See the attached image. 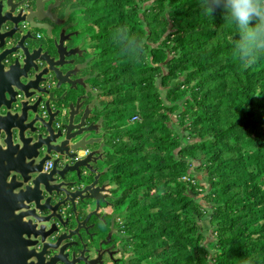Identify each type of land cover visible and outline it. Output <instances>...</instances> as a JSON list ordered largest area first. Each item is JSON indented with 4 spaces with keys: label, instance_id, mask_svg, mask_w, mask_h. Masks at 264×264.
Segmentation results:
<instances>
[{
    "label": "trees",
    "instance_id": "obj_1",
    "mask_svg": "<svg viewBox=\"0 0 264 264\" xmlns=\"http://www.w3.org/2000/svg\"><path fill=\"white\" fill-rule=\"evenodd\" d=\"M74 9L108 99L100 183L133 264H264V0Z\"/></svg>",
    "mask_w": 264,
    "mask_h": 264
},
{
    "label": "water",
    "instance_id": "obj_2",
    "mask_svg": "<svg viewBox=\"0 0 264 264\" xmlns=\"http://www.w3.org/2000/svg\"><path fill=\"white\" fill-rule=\"evenodd\" d=\"M49 1L0 0V264H96L85 253L101 246L90 223L108 199L91 149L101 138L83 97L53 89L72 83L76 50L61 39L53 54L33 33L60 25ZM87 200L97 207L82 219Z\"/></svg>",
    "mask_w": 264,
    "mask_h": 264
},
{
    "label": "flooded vegetation",
    "instance_id": "obj_3",
    "mask_svg": "<svg viewBox=\"0 0 264 264\" xmlns=\"http://www.w3.org/2000/svg\"><path fill=\"white\" fill-rule=\"evenodd\" d=\"M58 2V5L56 8H54V13L58 15V21H60V25H56L49 22V19L47 20L50 24H54V29H52V33L48 34L47 29H41L44 34L40 33V37H38V34L36 33L37 30H34L33 33L35 34L36 38L38 37L40 44L46 45V50L49 52L56 54V43H59L61 39L65 40V45L68 46V49H75L76 52L69 56L68 59L73 60L74 63L67 66L65 68V71L70 70L71 71V84H65L61 89H55L56 93H75V98L77 97H83L82 100L85 102V104H90L91 102V94L98 93L96 89L92 88V84L89 81V78L93 74V71H91V59L88 55V53L85 51L87 50V38L88 35H85L84 31L82 30L81 35H85L83 38L82 44H77V40L79 35L78 28H74L73 24L67 25L66 22H70L71 14L75 11L74 6L75 3H77V0L71 1V0H50L49 3L56 4ZM65 23V25H64ZM60 27L59 31L58 28ZM74 28V30L72 29ZM44 39L45 41H41ZM83 47V48H82ZM86 62L89 68L88 76L86 77V82H88L90 88H87V86L78 79V75H80L84 70L85 67L81 64L82 62ZM74 86V87H73ZM85 86V87H84ZM97 91V92H96ZM99 106V102L96 104ZM94 106V108L96 107ZM95 115V114H94ZM96 115L93 119H95ZM92 119V120H93ZM101 124V123H100ZM103 136V134H102ZM103 141V139L101 140ZM102 153V152H100ZM109 200V202H108ZM103 203V202H102ZM105 204L108 203L111 204V200L108 197L107 201L104 202ZM81 210V208L79 207ZM83 211V210H82ZM93 211V210H92ZM110 211V210H109ZM109 211L105 212L104 214H101V218H97L93 216L91 218L90 223H96L97 233L98 237L96 238L97 243H101L100 250L97 253H94L92 255H89L88 252L85 253V256L89 259H97L98 261L96 264H133L132 257L134 256L131 254L130 246L127 245L126 240V233L121 231L116 224L114 219H110L108 217L109 214H111ZM65 215L69 216L72 213L70 210H65ZM100 212V211H99ZM87 213L84 212L82 219L86 217ZM88 241V239L86 240ZM79 255V253H78ZM81 264H85L84 262H81Z\"/></svg>",
    "mask_w": 264,
    "mask_h": 264
},
{
    "label": "crops",
    "instance_id": "obj_4",
    "mask_svg": "<svg viewBox=\"0 0 264 264\" xmlns=\"http://www.w3.org/2000/svg\"><path fill=\"white\" fill-rule=\"evenodd\" d=\"M76 13H75V11L74 12H72V14H71V18H70V22L68 23V22H66L67 23V25H69V27H70V24L72 25L73 24V27L74 28H78L77 30H78V32H79V35L78 36H76V37H78V39L79 40H77V44H82L83 43V38H84V36L85 35H81V32H82V30L83 31H85V29H83V27H79V26H77V24H76V19H75V15ZM64 25H65V23H64ZM74 28H72L73 30H74ZM59 29H60V27L58 28V31H59ZM36 33L38 34H40V33H42V34H44L45 32H43V30H41V29H37V31H36ZM37 39H38V37H37ZM39 40V39H38ZM42 42L43 41H45L44 39H42L41 40ZM83 48V47H82ZM84 66L85 67V70L80 74V75H78V79L80 80V81H82L86 86H87V88H90V86H89V84H88V82H86V77L88 76V71H89V68H90V65L88 66V67H86L87 66V64H86V62L84 61V62H82V64H81V66ZM91 70V69H90ZM92 71V70H91ZM85 87V86H84ZM97 92V91H96ZM91 96H92V98H91V102H90V104H89V107L91 108V111L96 115V109L94 108V106L99 102V104H100V102H101V104L103 103L104 104V102L105 101H107L108 99L105 97V96H102V95H98V93H93V94H91ZM86 105H88V104H86ZM97 106V105H96ZM99 107V106H98ZM90 122L91 123H95V125H96V131L95 132H93L92 133V136L93 137H99V138H101V140L103 139V136H102V124H100L101 122L98 120V118H96L95 117V119H90ZM102 143V141L100 142V143H96V145H94L93 147H91V149H100V148H97L100 144ZM79 155L80 156H84V155H86V153H85V151H83V150H80L79 151ZM100 158L98 159V161H96V163H94V166L95 167H97V169H99L98 170V173H101L102 174V171H103V168H101V166H99V165H101V163L99 162L100 160H101V156H99ZM99 162V164H97ZM101 184V183H100ZM108 202H109V200H108ZM105 203L103 202L102 203V205H101V208H100V213L101 214H104L105 212H107V211H109L108 209H111L110 207H108L109 206V204L108 203H106V205H104ZM85 207H83V206H81V204L80 203H78V207H81L82 209H83V211L84 212H91L92 210H95L96 209V201L95 200H87V202L85 203ZM111 205V204H110ZM119 221V220H118ZM120 222V221H119Z\"/></svg>",
    "mask_w": 264,
    "mask_h": 264
},
{
    "label": "rangeland",
    "instance_id": "obj_5",
    "mask_svg": "<svg viewBox=\"0 0 264 264\" xmlns=\"http://www.w3.org/2000/svg\"><path fill=\"white\" fill-rule=\"evenodd\" d=\"M71 1H75V0H71ZM75 19H76V24L77 26L79 27H83V29H85L84 33L85 35H88L87 31L89 29V23H90V20L89 19H86L85 18V15L84 13L80 10V9H77L75 10ZM88 45V44H87ZM86 45V48L87 50H85L87 53H92L93 51L95 52L96 50H93V49H90L89 47H87ZM99 156H101V160L99 161L101 163V168H105L106 167V163H103L102 161H104V155H103V152L99 154ZM99 162L97 164H99ZM99 170V169H98ZM111 206V207H110ZM108 207H110L111 209H108L110 210L109 212L110 213H113L114 212V206H113V202H111V205H109ZM119 227V226H118ZM121 230V229H120ZM123 231V230H121ZM207 231V234L209 235V233L211 232L210 230H206ZM124 232V231H123ZM149 260H146L144 262H141L140 264H146Z\"/></svg>",
    "mask_w": 264,
    "mask_h": 264
},
{
    "label": "built area",
    "instance_id": "obj_6",
    "mask_svg": "<svg viewBox=\"0 0 264 264\" xmlns=\"http://www.w3.org/2000/svg\"><path fill=\"white\" fill-rule=\"evenodd\" d=\"M38 37H40V34H38ZM57 126L58 127L61 126V122L60 121L57 122ZM52 166H53V161L52 160L47 161L46 164H45V168H44L45 171H49L52 168Z\"/></svg>",
    "mask_w": 264,
    "mask_h": 264
}]
</instances>
